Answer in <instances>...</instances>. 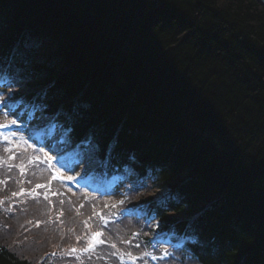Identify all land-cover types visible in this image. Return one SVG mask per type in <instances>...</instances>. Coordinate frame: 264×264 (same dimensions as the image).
Returning a JSON list of instances; mask_svg holds the SVG:
<instances>
[{
  "label": "trees",
  "instance_id": "16d2710c",
  "mask_svg": "<svg viewBox=\"0 0 264 264\" xmlns=\"http://www.w3.org/2000/svg\"><path fill=\"white\" fill-rule=\"evenodd\" d=\"M0 72L73 142L93 140L89 169L129 167L169 189L155 208L160 230L198 236L176 264H264L257 0H0ZM72 198L69 212L83 211L82 224L113 203L88 200L89 209ZM23 222L0 225V264H46L40 256L52 252L53 234L44 230L30 251L17 239ZM78 229L77 217L58 226L59 245L73 246Z\"/></svg>",
  "mask_w": 264,
  "mask_h": 264
},
{
  "label": "rangeland",
  "instance_id": "374dc122",
  "mask_svg": "<svg viewBox=\"0 0 264 264\" xmlns=\"http://www.w3.org/2000/svg\"><path fill=\"white\" fill-rule=\"evenodd\" d=\"M16 139H17V138H16ZM18 148H19V145L16 143V145H15V146L12 148V150L10 151V156H11V158H12V157H15L14 151L17 150ZM78 170H79V173L81 174V175H79V178H81V177H82V172H83V170L81 169L80 166L78 167ZM62 174H64V172H62ZM19 179L24 180V181H26V182H29V180H28L27 178H24V177H19ZM35 195H36V194H35ZM36 196H37V195H36ZM42 196H43L42 199L51 202V199H52V197L54 196L53 189L51 188V189H49V190H46V191L42 194ZM59 208H60V209H63L64 206L62 205V206H60ZM58 214H59L60 218H57V221H58V223L62 226V225H63V219H65V217H61V216H63L62 213H58ZM195 227H196V226H195ZM225 227H227V225H226ZM80 231H81V229H78V230H77V234H78V232H80ZM197 232H198V231H197ZM49 241H50V240H49ZM50 242L54 244V242H52V241H50ZM207 244H209V243H207V242L204 241V244H203V245L206 246V249H207V247H208ZM73 261H74V260H73Z\"/></svg>",
  "mask_w": 264,
  "mask_h": 264
},
{
  "label": "snow or ice",
  "instance_id": "6c2138e0",
  "mask_svg": "<svg viewBox=\"0 0 264 264\" xmlns=\"http://www.w3.org/2000/svg\"><path fill=\"white\" fill-rule=\"evenodd\" d=\"M10 86V85H9ZM30 118H31V114H30ZM10 124H16V120H12V121H10L9 122ZM7 127H9V124H0V128H7ZM0 138H2L4 141H6V142H11V140H10V136L9 135H5V134H3V133H0ZM5 151L6 152H10L11 151V149L10 148H6L5 149ZM13 159H15V157H12ZM37 187H41V185H37ZM15 195V194H14ZM97 236H99V235H101L100 233H97L96 234ZM102 242V241H101Z\"/></svg>",
  "mask_w": 264,
  "mask_h": 264
},
{
  "label": "bare ground",
  "instance_id": "6f19581e",
  "mask_svg": "<svg viewBox=\"0 0 264 264\" xmlns=\"http://www.w3.org/2000/svg\"><path fill=\"white\" fill-rule=\"evenodd\" d=\"M190 237H197V233H194V235L192 233L188 234Z\"/></svg>",
  "mask_w": 264,
  "mask_h": 264
},
{
  "label": "water",
  "instance_id": "95a60500",
  "mask_svg": "<svg viewBox=\"0 0 264 264\" xmlns=\"http://www.w3.org/2000/svg\"><path fill=\"white\" fill-rule=\"evenodd\" d=\"M264 7V0H257Z\"/></svg>",
  "mask_w": 264,
  "mask_h": 264
}]
</instances>
